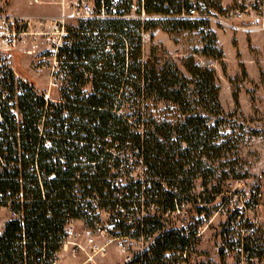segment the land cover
Returning <instances> with one entry per match:
<instances>
[{
	"label": "trees",
	"instance_id": "obj_1",
	"mask_svg": "<svg viewBox=\"0 0 264 264\" xmlns=\"http://www.w3.org/2000/svg\"><path fill=\"white\" fill-rule=\"evenodd\" d=\"M112 3L96 0L95 11L104 5L112 14ZM132 5L133 0H122L118 17L68 26L57 53L63 73L58 100L46 102L26 89L16 99L21 127L3 104L0 201L10 202L19 217L9 218L0 234V264H52L67 217L83 214L73 189L78 185L83 196L95 192L105 203L112 195L110 171L120 164L122 153L142 158L151 181L150 188L130 184V197L145 195L163 210L186 198L196 202L201 195L192 193L194 180L201 178L206 186L213 175L210 169L201 170L205 160H219L230 150L235 138L224 131L229 123L215 68L200 65L191 54L183 63L187 76L171 57L158 59L153 51L151 60L142 58L143 32L160 27L168 33L198 30L200 54L221 60L209 18L184 14L195 7L206 15L213 14L210 10L223 15L228 8L222 0H138L132 15ZM141 10L145 17L139 16ZM6 77L12 81V72ZM5 85L12 95V82ZM234 100L238 106L236 95ZM208 194L212 197L203 202L213 200ZM203 209L198 206V213ZM138 222L145 234L159 231L155 245L136 258L140 264L163 263L166 252L185 243L181 230H160L162 215Z\"/></svg>",
	"mask_w": 264,
	"mask_h": 264
},
{
	"label": "rangeland",
	"instance_id": "obj_2",
	"mask_svg": "<svg viewBox=\"0 0 264 264\" xmlns=\"http://www.w3.org/2000/svg\"><path fill=\"white\" fill-rule=\"evenodd\" d=\"M5 2L7 3V0ZM11 3L12 12L38 10L37 4L30 0H11ZM222 5L228 8V12L240 7L241 2L222 0ZM1 9L11 13L8 6ZM137 9L138 0H134L131 14L135 15ZM210 11L213 14L209 18V29L216 34L217 45L223 52L221 60L200 54L203 40L198 30L182 29L168 33L160 27L143 32L142 58L144 61L151 60L153 51L158 59L171 57L188 76L183 63L186 57L193 54L197 63L216 70L220 87L219 100L227 114L224 118L229 123L224 131L235 139L225 156L216 161L205 160L206 164L201 170L210 169L209 173L213 172V175L206 186L201 184V178L194 180L195 191L201 196L196 202L192 201L194 209L191 212L194 213L196 207L200 206L209 214L208 226L200 237L197 262L204 264L203 260H207L211 264H232V258L220 249L225 232V210L232 211L235 206L254 199L256 206L253 207L252 213L257 217L258 231L264 237V29L254 28L258 23L254 18L256 14L247 13L242 19L231 15L228 21L233 23L232 27L216 20L227 12L219 15L214 10ZM41 17L46 20L52 19L53 16ZM28 18L36 19L37 16ZM68 24L71 28H76L78 21L70 19ZM45 29L49 32L40 35L41 37L34 34L24 35L11 52V59L20 72L26 74L25 68L28 67L33 73H37L34 82L38 90L57 99L60 96L61 83L58 82V86L54 79L50 81L49 75L52 65L50 54L53 44L57 41V34L49 25ZM35 43H38V46H35ZM30 50L32 52L29 53ZM42 56H45L42 60L44 68L36 71L34 65ZM57 77H60V74ZM234 95L238 98V106L235 104ZM205 188L207 194L202 195ZM210 192L214 198L204 204L202 198L207 197ZM256 193H260V196H255ZM5 214L8 215L7 212ZM1 216H4L2 212ZM164 220L166 229L178 228L182 223H186L181 214L175 218L165 217ZM84 258L82 254L70 257L62 251L58 256L60 264L70 259L78 263ZM121 259L122 253L114 245L110 246L106 256L97 255L94 258L96 264H120Z\"/></svg>",
	"mask_w": 264,
	"mask_h": 264
},
{
	"label": "built area",
	"instance_id": "obj_3",
	"mask_svg": "<svg viewBox=\"0 0 264 264\" xmlns=\"http://www.w3.org/2000/svg\"><path fill=\"white\" fill-rule=\"evenodd\" d=\"M95 2L96 0H61V10L58 15L46 20L42 17L33 19L12 15L3 12L0 8V131L4 122L1 110L4 103L7 104L9 114L15 120L16 125L21 127L22 114L17 107L16 99L26 89L32 90L46 102L58 100L51 98L47 92L39 91L34 83L14 72L11 52L19 44L22 37L26 34L41 37L40 35L49 32L45 29L48 25L55 30L57 41L53 44L50 54L52 65L49 75L50 81L54 79V82L59 86L58 82L62 84L63 75L57 53L68 35V21L70 19L78 21L94 17H118L121 15L120 3L122 0H113L110 6L112 14L106 12L104 5H101L99 11L96 12ZM240 2V7L228 11L223 17L216 18V20L233 27V23L228 21L231 15H236L239 19H242L243 15L253 13L256 14L254 18L258 22L254 28L257 30L264 29V0H240ZM184 15L193 18L212 17L201 13L195 7H190L188 13ZM139 16H146L143 10H141ZM35 46H38V43H35ZM43 59H45V56H42L35 63L36 71L44 68ZM55 65H57L56 69ZM8 72H12V81L7 80L6 74ZM59 74L60 77H57ZM6 81L8 84L12 82V95H10L5 85ZM45 145L51 147L49 139H46ZM113 154L117 155L115 152ZM119 156L120 164L110 171L113 174L111 180L112 195L107 197L105 203L95 192L92 195L83 196L78 185L73 189L77 197V205L83 214L79 217H67L63 226L64 234L60 249L52 264H59L58 256L61 251L70 257L84 255V260L78 264H96L94 258L97 255L106 256L111 245H114L122 253L120 264H140L136 261V258L155 245V239L159 231L145 234L138 228V221L143 220V217L148 215H162V228L160 230L163 231L167 230L165 217L175 218L180 214L186 223H182L181 227L168 229L181 230L184 234L185 243L177 250L166 252L164 262L160 264H202L201 261L197 262L196 256L200 237L208 226L207 213L204 211L198 213L197 207L192 213L194 205L192 200L187 198L180 203L176 202L173 208L159 210V205L155 199L145 195L130 197L128 188L130 184L139 182L143 188H150L151 181L146 180V166L142 158L134 156L130 152L127 154L122 153ZM80 159L84 161L85 157L81 156ZM161 184L164 189H167L165 183L162 182ZM192 193L198 194L195 191V186ZM204 194L207 193H202V195ZM255 196H260V193H256ZM122 199L126 202V205H123ZM111 200H115L116 204L112 205L109 202ZM204 204L207 203L204 202ZM247 206L249 210H247ZM254 206H256V203L253 199L235 206L232 211H224L226 224L220 249L232 258V264H264V237L258 231V219L252 213ZM0 210H6L9 218L19 217V214L10 208V202L4 204L0 201ZM124 226L128 228L126 232ZM203 262L204 264H211L207 260H203Z\"/></svg>",
	"mask_w": 264,
	"mask_h": 264
},
{
	"label": "crops",
	"instance_id": "obj_4",
	"mask_svg": "<svg viewBox=\"0 0 264 264\" xmlns=\"http://www.w3.org/2000/svg\"><path fill=\"white\" fill-rule=\"evenodd\" d=\"M30 1L37 4L36 6H37L38 10L36 12H33L32 10L29 12H27V11H25V12H21V11L12 12L10 10L12 8L11 0H7V3L5 2V0H0V8H2V7L4 8V7L8 6L9 12H11L9 14L16 15V16H22V17L56 16V15H58V13L61 10V3H60L61 0H36V1L30 0ZM11 55H12V53H11ZM11 62H12V59H11ZM12 68L17 75H19L21 77H25L26 79L30 80L32 83H34L36 85V83L34 82V79L36 78L37 73L36 74L33 73L27 67V68H25L26 74H24L23 72H20L19 70L16 69L14 62H12ZM36 88H37V85H36ZM0 212H2V215H4V216L0 217V234H1L6 221L9 219V216L7 214H5L7 212L6 210H0ZM58 262H59V260H58ZM78 263H75L74 261H72V259L64 262V264H78ZM59 264H60V262H59Z\"/></svg>",
	"mask_w": 264,
	"mask_h": 264
}]
</instances>
